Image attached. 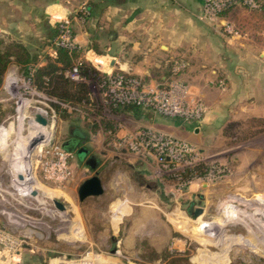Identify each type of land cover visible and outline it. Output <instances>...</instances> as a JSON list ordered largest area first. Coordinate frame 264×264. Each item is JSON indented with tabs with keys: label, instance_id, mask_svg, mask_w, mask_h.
<instances>
[{
	"label": "rangeland",
	"instance_id": "rangeland-1",
	"mask_svg": "<svg viewBox=\"0 0 264 264\" xmlns=\"http://www.w3.org/2000/svg\"><path fill=\"white\" fill-rule=\"evenodd\" d=\"M71 1L64 2L70 4ZM0 12L5 14V7H0ZM0 36L6 42L26 44L25 35L19 39V34L1 28ZM36 42L33 47L25 46L35 58L32 66L40 60L45 61L47 55L48 43ZM95 49L101 54L100 49ZM82 60L98 72L96 76L91 73L87 81L94 103L90 107L50 99L34 87L32 80H27L20 64L10 63L3 76L0 84V210L10 212L13 214L11 218L20 223L12 227L15 230L12 233L21 241V256L18 263L15 262L17 256L11 262L2 256L0 262L59 264L68 259H86L106 264H264V221L261 220L264 218V202L257 200L261 195L250 187L248 177L241 181L246 188L237 187V149L233 148L236 144L230 143L231 139L210 147L208 151L197 146L208 156L203 164L205 170L208 172L212 163H221L226 170L225 177L200 175L178 190L172 179L157 173L151 182L152 186H157L155 203L144 201L138 209H133L129 220L119 219V234L115 232V225L110 224L115 211L112 204L125 200L133 208L131 201L141 202L140 196H144L136 194L139 189L133 185L129 174H114L109 181L103 180V195L91 196L84 202L78 200L77 188L81 178L94 171L78 158L75 151L68 161L69 176L62 180L46 177L42 170L43 161L47 156L50 158L51 152L44 150L54 145L64 149V141L72 137L70 130L76 128L83 131L86 136L84 146L100 164L97 172L103 173V169L113 165L124 167L127 164L125 158L135 156L141 162L148 158L138 157L115 144L119 138L115 135L117 129L128 124V119L125 114L115 113L95 90L101 67ZM102 68L106 69V64ZM184 68L175 76L178 77ZM39 113L46 115L48 132L41 135L43 143L32 147L30 139L38 134L31 121ZM108 122L112 129L106 127ZM237 130L240 131L233 128V131ZM20 150L23 152L24 174L33 186L29 172L37 185L33 186L35 191L31 195L15 187L14 160L16 155L22 154ZM77 161H81L78 167L83 171L74 168ZM259 181L264 184L263 177ZM54 199L62 202L64 211L54 206ZM148 205L153 209L149 210ZM190 207L202 208L203 212L193 218L188 213ZM7 217V214L1 216L4 224Z\"/></svg>",
	"mask_w": 264,
	"mask_h": 264
},
{
	"label": "crops",
	"instance_id": "crops-1",
	"mask_svg": "<svg viewBox=\"0 0 264 264\" xmlns=\"http://www.w3.org/2000/svg\"><path fill=\"white\" fill-rule=\"evenodd\" d=\"M81 1L88 3L85 21L77 14ZM202 5L203 0H72L70 4L64 0H0V7L6 10L5 14L0 12V29L19 34V39L25 35L26 47L35 46L36 40L42 45L48 43L47 54L52 55L54 27L58 20L69 16L80 59L91 61L103 71L121 72L147 83L163 82L171 76L169 62L183 60L186 66L178 77L204 101L207 110L203 119L194 124L151 109L124 110L128 124L117 129L116 137L149 128L189 140L204 151L231 139L237 149V187L246 188L241 181L248 177L250 187L261 195L257 200L264 202V184L259 181L264 179V16L237 7L218 21H206ZM223 21L234 23L238 34L225 36ZM44 63L40 60L37 65ZM104 64L106 69L102 68ZM235 127H250L255 134L243 140L241 132L233 131ZM125 160L129 168L126 174L139 189L136 194L144 196H140L141 202L131 201L133 208L125 200L112 204L115 211L110 224L115 225L117 234L119 219L129 220L133 209L144 201H156L157 186L151 184L157 176L154 158L141 162L133 156ZM79 162L74 168L82 170ZM119 173L123 172L117 171L114 176ZM98 176L104 184L100 172ZM87 177L85 174L79 183Z\"/></svg>",
	"mask_w": 264,
	"mask_h": 264
},
{
	"label": "built area",
	"instance_id": "built-area-1",
	"mask_svg": "<svg viewBox=\"0 0 264 264\" xmlns=\"http://www.w3.org/2000/svg\"><path fill=\"white\" fill-rule=\"evenodd\" d=\"M70 2V0H64ZM233 1L245 5L249 9L259 7L257 0H203L202 17L206 21H216L221 17V12L228 7ZM78 18L85 21L89 15L87 1H81L77 5ZM59 33L53 42V51L51 56H55L56 46H64L69 49L78 47L73 34L71 17L65 16L57 21ZM223 34L230 36L238 34V30L234 23L223 21ZM82 59H79L66 75L74 81H88L85 77L79 74V66L82 64ZM186 66L183 60L173 62L171 76L163 82L150 83L143 82L141 79L126 75L121 72L100 71L99 78L95 84V90L99 93L106 103L112 105H135L143 109H151L156 113L166 117H178L186 123H199L207 110L204 101L193 95L187 84L175 76L182 68ZM30 81L31 78L27 77ZM223 86V82H220ZM59 103L57 99L49 97ZM48 98V99H49ZM42 110V109H41ZM46 114L45 110H42ZM42 117L46 115H42ZM47 126V125H46ZM45 126V127H46ZM46 129V128H45ZM47 142V141H46ZM115 144L122 150L132 152L138 157H152L157 164V173L166 175L175 182L178 190L186 187L191 182L183 180L181 173L187 169H192L198 164H205L208 159L207 155L200 152L198 147L186 139L174 137L170 134L149 129L138 128L115 140ZM44 151L51 152L43 161V172L46 177L62 180L70 175L68 161L73 153L66 149L59 148L57 145L47 148ZM221 163L210 164L208 172L205 170L203 176L210 177L213 174L219 177H225L226 170ZM207 172V173H206ZM231 171H228L229 173ZM199 177V178H200ZM7 214L6 223L1 221V216ZM13 214L5 210H0V261L1 257L7 258V262L15 261L14 256H17L16 263L20 260L21 252L19 247L21 241L19 238L7 229L8 226H18L20 223L11 218ZM6 261V260H5ZM3 263L0 262V264ZM59 264H106L93 262L86 259H68Z\"/></svg>",
	"mask_w": 264,
	"mask_h": 264
},
{
	"label": "trees",
	"instance_id": "trees-1",
	"mask_svg": "<svg viewBox=\"0 0 264 264\" xmlns=\"http://www.w3.org/2000/svg\"><path fill=\"white\" fill-rule=\"evenodd\" d=\"M257 1L259 3V7L255 9H249L245 5L233 1L226 9L221 12V16H224L229 11L236 9L237 7H242L251 10L252 12L260 13L262 16H264V2L261 0ZM54 32V37H56L59 33V27L57 24L54 27ZM53 42L50 44L51 46L54 45ZM94 46L92 45V48L98 52ZM55 53V56L47 54L45 56V63L43 65L32 66L31 64L35 62V58L30 55L29 51L22 43L14 41L6 42L4 37L0 36V84L9 64L14 62L23 66L24 73L27 77L31 78L32 83L37 90L57 99L58 101L68 103L72 106H94L87 81H74L66 75V72L70 70L72 66L80 59V49L78 47L69 49L64 46H56ZM172 65L173 63L170 61L168 65L169 74L171 73ZM91 73H93L95 76L98 74V72L93 67H91L85 61H82V64L79 66V74L88 80L91 78ZM108 104L115 113H123L124 110H138L140 108L135 105L121 106L112 105L110 103ZM54 106L55 109H59L58 105ZM106 127L112 129L110 122L106 124ZM234 132H241V139L243 140L249 138L252 134H255V131H253V129L250 127H246L240 129V131L237 130ZM128 170L129 168L127 165L124 167L113 165L109 168L103 169L104 172H100V175L106 182L109 181L117 171L127 173ZM204 173L205 165L198 164L192 169H187L181 173V178L183 180H188L192 177L204 175ZM142 184H146V182H143ZM85 200L81 202H84ZM7 229L15 232L12 226H7Z\"/></svg>",
	"mask_w": 264,
	"mask_h": 264
},
{
	"label": "water",
	"instance_id": "water-1",
	"mask_svg": "<svg viewBox=\"0 0 264 264\" xmlns=\"http://www.w3.org/2000/svg\"><path fill=\"white\" fill-rule=\"evenodd\" d=\"M34 119L36 120V122H38L39 124H41L43 126L47 125L46 119L44 117H42L41 115L36 114ZM70 133L72 136L82 138L83 140L86 138L83 131H81L78 128L70 130ZM42 139H43V137L40 134H38L36 137L30 139V145H32V147L37 146L39 143H41V142L43 143ZM63 147H64V149H66L67 151H70V152H74V150H75L72 147H70L69 145H67L66 143H63ZM75 152H76L78 158L83 160L84 157L87 156L89 150L86 147L82 146V147L77 148L75 150ZM85 164L90 169H92L94 171V173L92 175H90L89 177L85 178L79 184V186L77 188V196H78V200L80 202L85 200L88 197L100 196L104 193V185L102 183V180L98 176V172L96 171V168L98 167V160H97L96 156L95 155L88 156L85 160ZM18 179L19 180H27L25 174H23V173H20L18 175ZM53 204L58 210L64 211L65 207L59 200L54 199ZM202 212H203L202 208H199V207H196V208L190 207L188 209V213H190L193 218L200 216L202 214Z\"/></svg>",
	"mask_w": 264,
	"mask_h": 264
},
{
	"label": "bare ground",
	"instance_id": "bare-ground-1",
	"mask_svg": "<svg viewBox=\"0 0 264 264\" xmlns=\"http://www.w3.org/2000/svg\"><path fill=\"white\" fill-rule=\"evenodd\" d=\"M31 126L36 130V134L43 135V134H46L48 132V131H46L45 126H43V125L39 124L38 122H36L35 119H32ZM20 152L22 154L16 155L15 160H14L15 187L17 189L21 190V191H24L25 194L31 195V193L35 191V188L33 186L37 187V185L34 184L32 179L30 178L29 172H28V177H29V180L31 181V183L33 184V186H31V184L29 183L28 180H19L18 179V175L20 173L24 174L23 157H22L23 156V152H22V150H20ZM263 216H264V212H263ZM261 220L264 221V218L261 219Z\"/></svg>",
	"mask_w": 264,
	"mask_h": 264
},
{
	"label": "flooded vegetation",
	"instance_id": "flooded-vegetation-1",
	"mask_svg": "<svg viewBox=\"0 0 264 264\" xmlns=\"http://www.w3.org/2000/svg\"><path fill=\"white\" fill-rule=\"evenodd\" d=\"M72 136V135H71ZM64 143H66L67 145H69L70 147H72L73 149H77L79 147H86L84 146V140L82 138H79V137H75V136H72L70 139H67L66 141H64ZM87 148V147H86ZM88 149V148H87ZM74 150V151H75ZM89 150V149H88ZM90 155H93L90 153V151L88 152L87 156L84 157V159L82 161H85L86 158Z\"/></svg>",
	"mask_w": 264,
	"mask_h": 264
}]
</instances>
